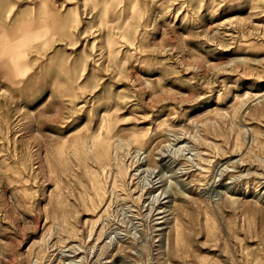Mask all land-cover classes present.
I'll list each match as a JSON object with an SVG mask.
<instances>
[{"label": "rangeland", "instance_id": "1", "mask_svg": "<svg viewBox=\"0 0 264 264\" xmlns=\"http://www.w3.org/2000/svg\"><path fill=\"white\" fill-rule=\"evenodd\" d=\"M14 30L0 264H264V0H0Z\"/></svg>", "mask_w": 264, "mask_h": 264}, {"label": "crops", "instance_id": "2", "mask_svg": "<svg viewBox=\"0 0 264 264\" xmlns=\"http://www.w3.org/2000/svg\"><path fill=\"white\" fill-rule=\"evenodd\" d=\"M10 34H11V36H10ZM9 34V32H7V33H1L0 32V49H3V47H4V49L1 51V53H0V55H6V52H5V48L7 49V47H6V43L9 41V39H11V37L12 36H14L15 34H16V31L14 30L13 32H11ZM13 62H17V61H15V59L13 60ZM17 65L16 64H14V67H16Z\"/></svg>", "mask_w": 264, "mask_h": 264}, {"label": "bare ground", "instance_id": "3", "mask_svg": "<svg viewBox=\"0 0 264 264\" xmlns=\"http://www.w3.org/2000/svg\"><path fill=\"white\" fill-rule=\"evenodd\" d=\"M104 140V139H103ZM109 142V141H108ZM102 143V142H101ZM107 143V142H106ZM105 143V144H106ZM102 144H104V143H102ZM107 145V144H106ZM93 149V148H92ZM95 150V149H94ZM105 151V150H104ZM104 151H103V155H104ZM95 152V151H94ZM102 157H104V156H102ZM105 158V157H104ZM100 161H101V159H100ZM103 163V162H102ZM105 164H106V162H105ZM101 191V190H100ZM57 205V204H56ZM61 207V206H60Z\"/></svg>", "mask_w": 264, "mask_h": 264}]
</instances>
